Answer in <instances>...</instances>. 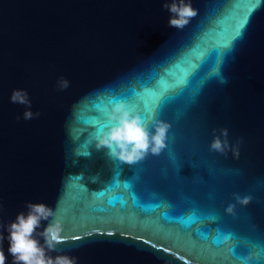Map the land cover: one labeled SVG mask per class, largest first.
Returning <instances> with one entry per match:
<instances>
[{
  "label": "water",
  "instance_id": "obj_1",
  "mask_svg": "<svg viewBox=\"0 0 264 264\" xmlns=\"http://www.w3.org/2000/svg\"><path fill=\"white\" fill-rule=\"evenodd\" d=\"M163 2L0 0V223L46 204L64 237L49 254L77 264H264V0H191L180 30ZM140 102L170 128L129 165L96 142ZM221 128L238 157L210 151Z\"/></svg>",
  "mask_w": 264,
  "mask_h": 264
},
{
  "label": "clouds",
  "instance_id": "obj_2",
  "mask_svg": "<svg viewBox=\"0 0 264 264\" xmlns=\"http://www.w3.org/2000/svg\"><path fill=\"white\" fill-rule=\"evenodd\" d=\"M162 7L171 15L168 20L170 27L178 30L189 24L191 18L198 14V10L192 7L191 0H164ZM222 83L226 80L222 79ZM59 87L67 89L69 81L60 78ZM10 100L26 106L23 119L29 120L40 115L33 113L28 93L23 89H14ZM109 126L101 129L96 142V148H107L109 156L129 165L145 159L149 154L159 155L166 147L167 133L170 125L161 120L146 121L139 113L132 110L127 104H116L108 114ZM20 119V117H17ZM216 132V129H213ZM223 137V139H221ZM210 151L227 155L232 151L238 157V150L230 146L228 130L221 128L219 135H214L210 144ZM237 202L247 205L250 197L241 198L235 196ZM234 205L226 208L228 214H233ZM27 213H19L15 220L6 226L0 223V264H6L7 257L3 250V241L9 242L8 253L12 257V264H77L76 257L69 255H56L49 253L57 250V246L64 240L62 235L63 225L56 218V211L44 203H27ZM51 221L43 231H38L42 221ZM8 235L5 237L3 231ZM38 237L43 238V244ZM223 243H229V237L223 238Z\"/></svg>",
  "mask_w": 264,
  "mask_h": 264
},
{
  "label": "snow or ice",
  "instance_id": "obj_3",
  "mask_svg": "<svg viewBox=\"0 0 264 264\" xmlns=\"http://www.w3.org/2000/svg\"><path fill=\"white\" fill-rule=\"evenodd\" d=\"M160 104L164 103L163 98L160 99L159 101ZM148 111L149 108L144 105L143 102H140L136 107H135V112L139 113L142 117H144L145 120L148 119Z\"/></svg>",
  "mask_w": 264,
  "mask_h": 264
}]
</instances>
